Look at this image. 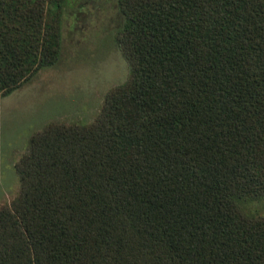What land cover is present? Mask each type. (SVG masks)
Returning a JSON list of instances; mask_svg holds the SVG:
<instances>
[{
	"label": "trees",
	"instance_id": "16d2710c",
	"mask_svg": "<svg viewBox=\"0 0 264 264\" xmlns=\"http://www.w3.org/2000/svg\"><path fill=\"white\" fill-rule=\"evenodd\" d=\"M66 4L0 0V97L57 60ZM118 9L127 77L29 136L0 264H264V0Z\"/></svg>",
	"mask_w": 264,
	"mask_h": 264
},
{
	"label": "rangeland",
	"instance_id": "374dc122",
	"mask_svg": "<svg viewBox=\"0 0 264 264\" xmlns=\"http://www.w3.org/2000/svg\"><path fill=\"white\" fill-rule=\"evenodd\" d=\"M121 23L113 0H68L57 60L0 97V204L9 205L17 194L13 166L33 132L50 121L90 122L104 94L126 79L127 65L113 40ZM244 208L264 214V199Z\"/></svg>",
	"mask_w": 264,
	"mask_h": 264
},
{
	"label": "flooded vegetation",
	"instance_id": "af4514ba",
	"mask_svg": "<svg viewBox=\"0 0 264 264\" xmlns=\"http://www.w3.org/2000/svg\"><path fill=\"white\" fill-rule=\"evenodd\" d=\"M107 0H103V2H106ZM114 1V3H115V5H116V8H117V10L119 11V9H118V0H113ZM120 13V12H119Z\"/></svg>",
	"mask_w": 264,
	"mask_h": 264
}]
</instances>
